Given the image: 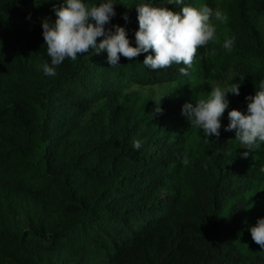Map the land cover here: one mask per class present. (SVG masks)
Wrapping results in <instances>:
<instances>
[{"label": "trees", "instance_id": "obj_1", "mask_svg": "<svg viewBox=\"0 0 264 264\" xmlns=\"http://www.w3.org/2000/svg\"><path fill=\"white\" fill-rule=\"evenodd\" d=\"M64 2L0 0V98L8 73L23 86L0 105V264H264L250 231L264 218V144L245 159L225 131L228 112L246 113L264 81V0H113L106 27H124L133 46L142 3L219 8L227 35L197 49L187 76L183 64L145 66L151 51L111 66L93 48L48 76L42 22ZM233 82L240 95L228 94L220 136L205 138L183 106ZM165 83L162 114L150 99L121 103L132 84ZM26 202L32 227L22 229L14 220Z\"/></svg>", "mask_w": 264, "mask_h": 264}, {"label": "clouds", "instance_id": "obj_2", "mask_svg": "<svg viewBox=\"0 0 264 264\" xmlns=\"http://www.w3.org/2000/svg\"><path fill=\"white\" fill-rule=\"evenodd\" d=\"M183 4V0H176ZM113 0H105L99 5H87L84 0H65L64 4L55 8L56 19L44 18L42 22L44 45L50 63L43 64L45 75L55 76L56 68L65 59L75 61L78 54L89 51L107 52L111 66L119 64L121 55L128 60L141 53L151 51L143 64L152 70L171 67L173 64H183L179 72L187 76L188 69L193 65L199 47L206 46L216 36V26L213 20L227 23L228 16L219 8L215 10L203 6L200 9L185 5L180 12L168 7H154L142 3L136 6L139 29L135 33L136 45L133 46L124 27L110 24L116 15ZM124 19L127 20V15ZM104 37L99 44L97 39ZM234 38L226 39L223 47L231 50ZM240 79H244L241 77ZM241 83L233 82L228 87L215 86L207 99H197L195 103H186L182 114L185 115L191 127L203 131L205 138H219L221 117L229 106L228 94L240 95ZM247 112L232 109L228 112L230 123L225 131H235V140L246 149L242 157L247 159L250 154L264 144V81L254 96L246 97ZM156 102V101H155ZM156 102L154 113L162 114L163 109ZM134 148L141 147L140 141H134ZM182 163H189L187 153H184ZM253 241L264 249V218H259L250 228Z\"/></svg>", "mask_w": 264, "mask_h": 264}, {"label": "rangeland", "instance_id": "obj_3", "mask_svg": "<svg viewBox=\"0 0 264 264\" xmlns=\"http://www.w3.org/2000/svg\"><path fill=\"white\" fill-rule=\"evenodd\" d=\"M35 5L38 6V2H36ZM213 23L216 26V36L214 40L220 41L227 35V29L225 28L224 24L219 21L214 20ZM18 74L19 73L17 70L8 73L6 77V87L9 89V91L6 93V95L0 98V105H7L13 103L22 93L23 86L21 84ZM173 85L174 84L172 83L157 84L151 86H141L138 84H132L123 93L121 103L123 104L125 100L130 102L136 97H138L139 99L146 98L154 102H159L160 98L164 94H166L172 88ZM215 86L219 85L215 84ZM89 116L90 115H87L85 118L82 119V124L88 120ZM30 209L34 208L29 205V202H26L24 205H22L21 208L17 210V212H20L17 213V217L15 218L14 223L18 224V226L22 229H29L32 227V223L30 220L31 214L30 212H28ZM258 251H260V249H258Z\"/></svg>", "mask_w": 264, "mask_h": 264}]
</instances>
